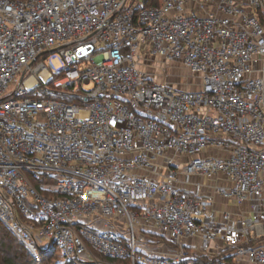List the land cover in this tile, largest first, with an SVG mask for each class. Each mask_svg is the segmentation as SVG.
I'll use <instances>...</instances> for the list:
<instances>
[{
  "label": "built area",
  "instance_id": "2783aa9c",
  "mask_svg": "<svg viewBox=\"0 0 264 264\" xmlns=\"http://www.w3.org/2000/svg\"><path fill=\"white\" fill-rule=\"evenodd\" d=\"M0 222L64 264H264V0H0Z\"/></svg>",
  "mask_w": 264,
  "mask_h": 264
},
{
  "label": "trees",
  "instance_id": "16d2710c",
  "mask_svg": "<svg viewBox=\"0 0 264 264\" xmlns=\"http://www.w3.org/2000/svg\"><path fill=\"white\" fill-rule=\"evenodd\" d=\"M54 96L58 97L57 94ZM54 254L56 255V250L52 248L48 252H42L39 258H35L0 222V264H64L58 257L53 258ZM215 257L220 258L223 263H232V256L219 254ZM208 259L204 256L198 257L202 264H210Z\"/></svg>",
  "mask_w": 264,
  "mask_h": 264
},
{
  "label": "rangeland",
  "instance_id": "374dc122",
  "mask_svg": "<svg viewBox=\"0 0 264 264\" xmlns=\"http://www.w3.org/2000/svg\"><path fill=\"white\" fill-rule=\"evenodd\" d=\"M53 62H54L56 67H59L61 65V61H60L59 57L55 58L53 60ZM168 67H169L170 72L172 71V75H173V72H175V74H177V75H174L175 77H172V78H174L175 80H181V82H183V85H184L185 88L194 89L196 87V84H195L194 80L189 76V71L183 65H181L179 63H171ZM31 75H34L31 70H26L22 74H20L18 76V78H17V81L10 84V86H9V88L7 90V95H10L11 93H13V91L16 88V86L19 83H23L27 78L31 77ZM35 75L37 77L38 74H35ZM37 78L41 79V77H37ZM57 78H59V77L58 76H54L52 79H50L48 81V84L52 88L60 89L62 87L60 84H58L59 86H55V81L57 80ZM39 82L41 84V81H39ZM86 88L90 89V88H92V85H89ZM49 94L50 95H54L53 93H49ZM27 95L38 97L37 94L34 91H32V90L31 91H27ZM215 155H217V153H215ZM165 245L169 249H173V247H174L173 244H171L168 241L165 242ZM222 254L224 255V254H227V253L223 252ZM57 256H58L57 254L56 255L54 254L53 258H55ZM226 256H229V255H226ZM197 257H200V255H197ZM204 257H208L209 258L208 261L210 262V264H226V262L223 263V261L220 260V258L215 259L216 257L214 255H206Z\"/></svg>",
  "mask_w": 264,
  "mask_h": 264
},
{
  "label": "crops",
  "instance_id": "0c3cea01",
  "mask_svg": "<svg viewBox=\"0 0 264 264\" xmlns=\"http://www.w3.org/2000/svg\"><path fill=\"white\" fill-rule=\"evenodd\" d=\"M214 184L215 182H209L206 186V192L214 199L216 208L219 211H227L234 215L240 216L242 214H248L249 213V204H245L244 206H238L234 201L226 200L222 198L220 195H218L214 190ZM262 245H264V237L260 239L259 241ZM227 254H224L226 256ZM232 264H251L247 262L246 260H233L232 258Z\"/></svg>",
  "mask_w": 264,
  "mask_h": 264
},
{
  "label": "bare ground",
  "instance_id": "6f19581e",
  "mask_svg": "<svg viewBox=\"0 0 264 264\" xmlns=\"http://www.w3.org/2000/svg\"><path fill=\"white\" fill-rule=\"evenodd\" d=\"M42 75L47 76L48 73H47L46 71H44V72L42 73ZM35 82H36V78H34V77H29V78H27V79L25 80V84H26L28 87L32 86Z\"/></svg>",
  "mask_w": 264,
  "mask_h": 264
}]
</instances>
